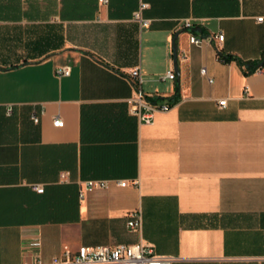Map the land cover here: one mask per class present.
Segmentation results:
<instances>
[{"label":"crops","instance_id":"crops-1","mask_svg":"<svg viewBox=\"0 0 264 264\" xmlns=\"http://www.w3.org/2000/svg\"><path fill=\"white\" fill-rule=\"evenodd\" d=\"M263 56L264 0H0V264L135 244L264 264ZM134 68L169 106L150 123L128 110Z\"/></svg>","mask_w":264,"mask_h":264},{"label":"built area","instance_id":"built-area-1","mask_svg":"<svg viewBox=\"0 0 264 264\" xmlns=\"http://www.w3.org/2000/svg\"><path fill=\"white\" fill-rule=\"evenodd\" d=\"M144 5H141L139 7V10L133 14V21L138 23L140 27H145L147 26V22L141 19V11L143 10ZM262 19H257V22H261ZM191 25L189 23H185L184 29L189 30ZM213 39L217 40L218 42L221 43L223 41L222 35L215 36ZM205 40L201 38H196L192 34L189 35V43L195 47H200ZM262 70H258V72H261ZM137 72V88H138V104H139V120L142 123H150L152 121V115L155 113L159 112H165L169 109V106L166 103L162 102H150L145 95L141 91V74L136 68ZM69 74V69L67 67H61L58 68L55 71L56 76H67ZM200 75L202 77L206 76V71L204 69L200 70ZM168 79L172 81L174 79V73L172 71L168 72L163 78ZM207 82L211 84V80L207 79ZM226 101L222 100L221 102L218 103V107L222 109V107H225ZM32 123L37 122L36 117H31L30 118ZM52 125L54 127H61L62 123L58 119H54L52 121ZM83 188L84 190L87 191V181L83 183ZM34 190L37 193H41L42 189L41 188H34ZM33 246H37V243H33ZM148 261L149 264H171L172 260L168 257H160L155 255L154 250L151 246H148ZM39 264V263H36ZM50 264H92V256H91V247H78L75 251V253L72 256H69L67 252H65L64 259L61 261L54 260Z\"/></svg>","mask_w":264,"mask_h":264},{"label":"bare ground","instance_id":"bare-ground-1","mask_svg":"<svg viewBox=\"0 0 264 264\" xmlns=\"http://www.w3.org/2000/svg\"><path fill=\"white\" fill-rule=\"evenodd\" d=\"M99 3L105 4L106 0H98ZM127 81L134 90V94L128 101L129 113L139 117L138 88L136 68L131 69L126 75ZM119 187H124V182L116 183ZM135 184V183H133ZM107 181H87V191L93 189L107 188ZM130 230L140 228V215L132 213L127 222ZM92 264H149L148 245H116L114 247L94 246L91 247Z\"/></svg>","mask_w":264,"mask_h":264},{"label":"trees","instance_id":"trees-1","mask_svg":"<svg viewBox=\"0 0 264 264\" xmlns=\"http://www.w3.org/2000/svg\"><path fill=\"white\" fill-rule=\"evenodd\" d=\"M222 61L226 62V61H228V58H223L222 57ZM238 63H239L240 66H242V64L240 62H238ZM258 67H264V56L262 57L261 62L258 65H256V66L254 65L253 67H251V69H252V71H254Z\"/></svg>","mask_w":264,"mask_h":264},{"label":"water","instance_id":"water-1","mask_svg":"<svg viewBox=\"0 0 264 264\" xmlns=\"http://www.w3.org/2000/svg\"><path fill=\"white\" fill-rule=\"evenodd\" d=\"M172 56H173V64L176 62V53H175V47L173 46L172 49Z\"/></svg>","mask_w":264,"mask_h":264}]
</instances>
